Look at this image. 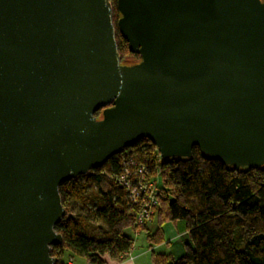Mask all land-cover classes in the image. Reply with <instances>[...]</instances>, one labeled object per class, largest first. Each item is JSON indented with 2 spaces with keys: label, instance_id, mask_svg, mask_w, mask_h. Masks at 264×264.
<instances>
[{
  "label": "water",
  "instance_id": "1",
  "mask_svg": "<svg viewBox=\"0 0 264 264\" xmlns=\"http://www.w3.org/2000/svg\"><path fill=\"white\" fill-rule=\"evenodd\" d=\"M117 10L115 24L110 0H0V264H58L60 187L140 140L162 160L197 148L264 167V0Z\"/></svg>",
  "mask_w": 264,
  "mask_h": 264
},
{
  "label": "trees",
  "instance_id": "2",
  "mask_svg": "<svg viewBox=\"0 0 264 264\" xmlns=\"http://www.w3.org/2000/svg\"><path fill=\"white\" fill-rule=\"evenodd\" d=\"M114 22L120 15L117 0H110ZM117 46L122 61L137 62L126 40L117 29ZM101 111L95 114L100 117ZM151 169H161L160 205L153 221L143 230L149 248L167 245L164 227L182 221L192 243L187 253L172 261L170 255L152 252L154 264H264V167L234 170L221 162L207 160L197 148L191 159L162 160L149 140H140L132 148L112 158L102 168L93 170L60 187L66 215L55 230L63 238L62 245L51 248V256L65 264L67 257L84 258L90 264H105L103 257L123 260L133 248L134 240L125 231L139 230L134 221V207L126 190L115 180L129 158ZM108 176V177H107ZM98 202L87 194L88 185L101 189ZM70 202L90 204V215L68 218ZM94 206V207H93ZM102 227L88 231L91 221Z\"/></svg>",
  "mask_w": 264,
  "mask_h": 264
},
{
  "label": "rangeland",
  "instance_id": "3",
  "mask_svg": "<svg viewBox=\"0 0 264 264\" xmlns=\"http://www.w3.org/2000/svg\"><path fill=\"white\" fill-rule=\"evenodd\" d=\"M153 176L155 177V179L157 180V183L160 184L161 183V169L159 167L156 168V170L153 172ZM100 190H107V185H102V188L99 189L96 186H92V185H88L87 187V194L92 196L94 201L92 202L93 205H100V202H98V194L100 192ZM90 206L92 207V205L90 204H82V203H77V202H70L69 205L67 206L68 208V218H73L76 219L78 218L80 215H90ZM94 207V206H93ZM154 219V217H153ZM152 219V221H153ZM91 226L90 229L88 231V234H91L92 230L98 228V227H102V223H100L99 221H91ZM151 225L152 228H155V223H149ZM145 228V227H144ZM143 228V229H144ZM172 232H171V230ZM139 230H137L136 232H134L132 229H128L126 230L124 233L126 236H128L129 238L134 240V246H133V250L130 251V253L128 255H126L125 259L123 260H113V262L116 263H121L124 260L130 258V256H135L139 253H146L148 254V258H151V251H149V242L147 240V234L143 232L142 228H138ZM164 233H165V238H166V242L168 243L167 245H162V246H157L158 248H156V253H161V254H167L170 255V257L172 258V261L175 259H178L180 257H183L184 255H186L187 253V248L186 245L189 244L192 247V243L190 241L189 236L187 235L186 232V224L182 221H179L177 223H170L168 225H166L164 227ZM132 253V254H131ZM107 257H103V261L104 259H106ZM77 262H80L78 260H85L83 258L80 257H75L74 258ZM68 260V261H67ZM112 260V259H111ZM63 262L67 261L68 264H73L72 258L67 257V255L62 259ZM107 263V260L105 261ZM67 264V263H66Z\"/></svg>",
  "mask_w": 264,
  "mask_h": 264
},
{
  "label": "built area",
  "instance_id": "4",
  "mask_svg": "<svg viewBox=\"0 0 264 264\" xmlns=\"http://www.w3.org/2000/svg\"><path fill=\"white\" fill-rule=\"evenodd\" d=\"M115 180L126 190L131 204L136 207L134 221L137 227L143 229L155 216L163 194L151 169L140 166L131 157L124 162Z\"/></svg>",
  "mask_w": 264,
  "mask_h": 264
},
{
  "label": "crops",
  "instance_id": "5",
  "mask_svg": "<svg viewBox=\"0 0 264 264\" xmlns=\"http://www.w3.org/2000/svg\"><path fill=\"white\" fill-rule=\"evenodd\" d=\"M170 230H171V228H170ZM171 232H172V230H171ZM133 246H134V244H133ZM156 248H158V247H156ZM156 248L155 247L154 248H151V249H149V251H151V253L153 251L156 252ZM148 257L149 256L146 253H139V254H137L135 256H130V258L124 260L121 263L113 262V260H111L109 257H107L106 259H104V262L107 260V263L105 262V264H154L153 261H152V258H148ZM67 261H65V264L66 263L68 264ZM72 261H73V264H90L86 260H78L80 262H77L74 258H72Z\"/></svg>",
  "mask_w": 264,
  "mask_h": 264
}]
</instances>
